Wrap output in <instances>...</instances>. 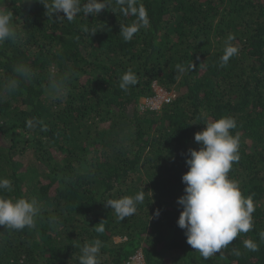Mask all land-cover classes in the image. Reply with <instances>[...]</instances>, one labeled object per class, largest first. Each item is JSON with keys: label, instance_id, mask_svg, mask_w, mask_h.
I'll use <instances>...</instances> for the list:
<instances>
[{"label": "trees", "instance_id": "1", "mask_svg": "<svg viewBox=\"0 0 264 264\" xmlns=\"http://www.w3.org/2000/svg\"><path fill=\"white\" fill-rule=\"evenodd\" d=\"M50 2L0 0L21 37L0 44V85L19 62L35 74L0 96V178L12 182L0 196L41 206L32 229L0 226V264H79L80 248L95 239L100 264H126L139 250L146 264H264V0H106L98 16L71 22L49 18L43 4ZM141 7L147 28L138 23ZM133 24L138 31L126 42L120 26ZM229 37L238 53L221 68ZM128 70L138 83L124 92L119 81ZM52 72L73 74L63 98L49 95ZM154 84L177 98L142 112ZM224 116L235 119L231 134L239 135L228 178L252 197L253 228L205 260L177 225V199L187 153L200 148L194 134ZM142 190L143 203L124 221L105 207Z\"/></svg>", "mask_w": 264, "mask_h": 264}, {"label": "clouds", "instance_id": "2", "mask_svg": "<svg viewBox=\"0 0 264 264\" xmlns=\"http://www.w3.org/2000/svg\"><path fill=\"white\" fill-rule=\"evenodd\" d=\"M46 15L53 14L59 21L68 22L83 14L84 17L98 16L109 5L106 0H51L43 4ZM135 11V10H134ZM63 13L64 16L59 14ZM139 26H150L146 12L141 7L138 12ZM13 14L0 10V44L6 41L21 42V37L12 25ZM89 31L87 27L83 29ZM138 31L137 24L120 26L119 34L124 41H130ZM95 34V33H93ZM92 34V35H93ZM229 42L226 43L223 55L219 59V67H226L230 58L238 53V49ZM177 70L184 73L187 69L177 65ZM12 72L14 77L0 85V96L11 95L22 83L30 82L34 78L33 69L26 63H16ZM72 73L49 76V95L53 98H63L70 91L68 81ZM138 83L137 75L131 70L125 72L119 81V87L127 92ZM29 128L34 127L33 121L27 122ZM204 130L194 134V140L200 145L199 150L190 149L187 153L186 165L188 171L182 176L185 185L184 194L177 199L180 211L177 225L184 230L186 242L198 251L205 260L211 258L222 249H226L241 233H247L253 228V213L255 211L252 197H244L239 183L228 178V173L234 162L239 160V135L233 136L231 130L237 127L234 118L221 117L218 120L206 122ZM12 191V182L0 178V191ZM145 191L134 196L119 199H108L104 204L114 211L120 221L133 216L137 212V205L143 203ZM41 215V206L35 198H5L0 196V226L6 230L21 231L35 227L36 219ZM156 210L155 216L159 217ZM49 224L56 227L59 218L49 217ZM99 223L98 225H100ZM93 229L102 233V226ZM260 239L264 241V231L260 232ZM102 241L95 239L85 243L80 248L79 264H100ZM244 247L250 251H257L258 246L252 240H245ZM140 251V250H139ZM235 251V250H234ZM240 255L239 251H235Z\"/></svg>", "mask_w": 264, "mask_h": 264}, {"label": "built area", "instance_id": "3", "mask_svg": "<svg viewBox=\"0 0 264 264\" xmlns=\"http://www.w3.org/2000/svg\"><path fill=\"white\" fill-rule=\"evenodd\" d=\"M156 94L149 98H144L140 101V110L142 112H158L164 107L172 103L175 95L171 92L165 91L158 85L154 86ZM126 264H146L142 251H138L133 255Z\"/></svg>", "mask_w": 264, "mask_h": 264}, {"label": "rangeland", "instance_id": "4", "mask_svg": "<svg viewBox=\"0 0 264 264\" xmlns=\"http://www.w3.org/2000/svg\"><path fill=\"white\" fill-rule=\"evenodd\" d=\"M155 85H156V84H154V86H155ZM171 93H173V94L175 95V99H176V98H177V93H176L175 91H172ZM175 99H174V100H175ZM174 100H173V101H174ZM173 101H172V102H173ZM116 240H117V241H121L119 238H117Z\"/></svg>", "mask_w": 264, "mask_h": 264}]
</instances>
